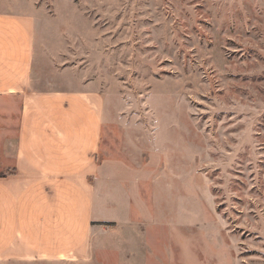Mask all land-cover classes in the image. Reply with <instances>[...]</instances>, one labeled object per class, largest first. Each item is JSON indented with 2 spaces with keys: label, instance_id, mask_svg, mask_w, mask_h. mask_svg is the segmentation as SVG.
I'll list each match as a JSON object with an SVG mask.
<instances>
[{
  "label": "rangeland",
  "instance_id": "rangeland-1",
  "mask_svg": "<svg viewBox=\"0 0 264 264\" xmlns=\"http://www.w3.org/2000/svg\"><path fill=\"white\" fill-rule=\"evenodd\" d=\"M6 1L34 87H92L104 132L88 258L0 264H264V3Z\"/></svg>",
  "mask_w": 264,
  "mask_h": 264
},
{
  "label": "crops",
  "instance_id": "crops-1",
  "mask_svg": "<svg viewBox=\"0 0 264 264\" xmlns=\"http://www.w3.org/2000/svg\"><path fill=\"white\" fill-rule=\"evenodd\" d=\"M37 21L0 0V261H82L102 215L103 101L84 82L34 87Z\"/></svg>",
  "mask_w": 264,
  "mask_h": 264
}]
</instances>
